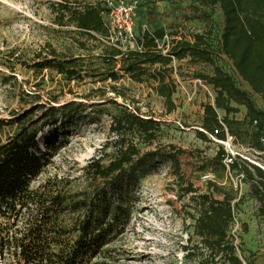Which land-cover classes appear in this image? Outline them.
<instances>
[{"label":"trees","instance_id":"16d2710c","mask_svg":"<svg viewBox=\"0 0 264 264\" xmlns=\"http://www.w3.org/2000/svg\"><path fill=\"white\" fill-rule=\"evenodd\" d=\"M162 1L171 5L164 16L167 26L158 8ZM186 1L96 0L88 4L61 0L53 4L54 23L73 29L76 50L86 54L77 55L72 49L59 51L48 44L21 63L36 77L55 74L68 84L89 80L95 88L83 96L87 104L61 105L58 97L45 104L39 97L38 104H31L8 121L0 120V130L4 126L14 130L0 143V264H92L99 259V264H120L112 247L132 221L141 181L160 159L178 168V157L184 153L172 146L163 152L142 150L141 144L151 147L163 134L164 122L144 115L140 102L129 97L125 87L118 86L125 78L149 83L170 115L177 109L174 60L212 66V74L195 75L216 93L214 104L204 106L198 137L205 142L209 141L207 134L221 141L228 135L242 137L247 131L244 122L232 118L241 106L247 111L245 121L257 137L256 148L264 152L260 144L264 135V0H191L184 6ZM121 2L134 5L135 16L143 20L136 50L129 47L123 52L116 47L120 41L111 39L118 36L110 33L106 20L112 7ZM214 14L218 18L216 42L208 34L180 37L177 24L211 23ZM170 35L172 40L168 42L166 37ZM98 50L100 53H96ZM217 60L228 70L217 65ZM110 105L116 108L115 113L106 110ZM219 111L225 113L223 118ZM89 114L111 116L113 139L103 147L111 150L108 155L82 168L87 188L72 192L71 182L57 176L48 177L36 187L51 156L60 151L64 135L76 131L77 119ZM226 154L220 148L215 157L206 160L203 171L211 168L223 176L228 171ZM250 166L253 170L245 168L243 174L264 214V171ZM239 167L234 162L230 170L238 171ZM208 188V194L191 198L197 216H191L194 224L191 244L186 248L188 256L197 249L201 252L199 264H243L230 235L241 201L238 191L214 182H209ZM196 193L193 187L186 190L188 195ZM251 264H264V247L253 254Z\"/></svg>","mask_w":264,"mask_h":264},{"label":"rangeland","instance_id":"374dc122","mask_svg":"<svg viewBox=\"0 0 264 264\" xmlns=\"http://www.w3.org/2000/svg\"><path fill=\"white\" fill-rule=\"evenodd\" d=\"M61 0H0V120L8 121L14 114L28 109L31 104L47 103L54 97L62 104L77 102L87 104L83 98L95 85L90 81L80 84H68L61 76L55 74L36 77L21 62L28 61L36 52L48 44L59 51L72 49L77 55H85L75 48L76 37L73 29L61 28L54 23L52 6ZM95 4L96 0H83ZM187 0L184 6L191 4ZM196 6L203 8L199 3ZM169 2H158L163 22L164 16L170 11ZM203 10H205L203 8ZM126 16L122 17L125 20ZM136 25V37L141 35L140 26L143 20L133 16ZM213 22H183L176 25L180 37H192L195 34H208L213 42L217 33V15ZM170 22V21H169ZM142 29H145L143 26ZM215 30V31H213ZM171 32V31H169ZM212 32V35H210ZM169 42L171 35L166 38ZM95 48L92 43L90 44ZM100 53V50L96 51ZM217 65L228 70V67L217 60ZM176 72L173 78L177 85L174 101L177 109L167 114L164 100L157 96L149 83H136L129 78L122 80L118 86L128 90V96L139 101L142 112L147 116H155L163 121V134L151 147L140 145L144 152L183 151L179 155L178 168L170 163L154 162L152 173L140 183L136 192V204L132 221L126 234L112 248L117 250V260L120 264H199L201 252L197 249L188 256L187 249L191 244L194 221L191 216H197L193 196L208 194L209 182L218 183L226 188L231 186L238 191L240 203L235 210V220L230 235L236 246L237 256L243 264H251L253 254L264 247V214L260 212L259 202L252 196L251 186L245 178V168L253 170L255 165L264 171V152L256 148L258 140L254 129L246 120L247 111L239 107V112L232 115L237 121L244 122L246 133L235 139L230 135L225 143H220L207 134L209 141H202L197 130L201 129L204 117V106L214 104L216 93L213 87L202 81L198 83L195 75L198 73L212 74L213 68L203 63L192 64L189 60L175 61ZM108 85H111L109 82ZM100 86V84L96 85ZM114 98L113 94L109 95ZM118 102H122L118 99ZM109 113H115L116 108L108 106ZM220 118L225 116L219 111ZM78 121L74 132L64 135L61 149L50 158L46 172L36 182L38 187L48 177L57 176L66 182H71V191L80 192L87 188V181L82 180V168L90 161L109 154L104 144L113 139L110 133L111 116L104 114L97 117L93 114L84 115ZM14 130L4 126L0 130V143L5 142ZM48 132L46 129L45 134ZM220 141V140H219ZM260 144L264 146V135ZM220 148L230 154L239 164L238 171H228L223 176L213 172L211 168L204 170L207 159L215 157ZM106 155V162L109 157ZM204 176H209L204 180ZM193 187L196 194H186ZM196 240V239H194ZM193 254H196L193 256ZM101 260V259H99ZM95 260L92 264H99Z\"/></svg>","mask_w":264,"mask_h":264},{"label":"built area","instance_id":"2783aa9c","mask_svg":"<svg viewBox=\"0 0 264 264\" xmlns=\"http://www.w3.org/2000/svg\"><path fill=\"white\" fill-rule=\"evenodd\" d=\"M112 6V4H110ZM135 6L129 5L126 2H121L118 5L112 7L110 14L107 17V26L112 35L118 36L117 38H111L113 42L120 41L117 48L126 52L130 47L132 50H136V25L133 19L135 15ZM126 16L125 20L122 17ZM167 38V37H166ZM164 54H167V49L164 50ZM176 60H174L175 62ZM202 84V81H198ZM229 136V135H228ZM216 139V138H215ZM216 141L225 143V141ZM234 158L230 154H226L224 164L227 168H230L234 164ZM209 176H204V180L208 179Z\"/></svg>","mask_w":264,"mask_h":264}]
</instances>
